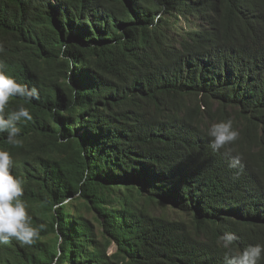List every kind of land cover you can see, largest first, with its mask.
Returning a JSON list of instances; mask_svg holds the SVG:
<instances>
[{"label": "trees", "instance_id": "trees-1", "mask_svg": "<svg viewBox=\"0 0 264 264\" xmlns=\"http://www.w3.org/2000/svg\"><path fill=\"white\" fill-rule=\"evenodd\" d=\"M0 46L40 93L10 100L32 119L0 149L46 225L0 264H224L225 232L264 245V0H0ZM227 119L239 138L213 151Z\"/></svg>", "mask_w": 264, "mask_h": 264}, {"label": "clouds", "instance_id": "clouds-1", "mask_svg": "<svg viewBox=\"0 0 264 264\" xmlns=\"http://www.w3.org/2000/svg\"><path fill=\"white\" fill-rule=\"evenodd\" d=\"M14 97L32 101L38 100L40 93L36 87L30 89L26 84L18 83L13 76L7 74L3 62L0 61V133H7V140L10 144H20L19 122L31 120L32 115L24 105H20L16 110L5 115V109ZM207 135L211 138L210 147L213 151H220L238 140L240 134L233 127L232 120L227 119L212 124L207 130ZM239 163L240 158L233 157L229 166L234 168ZM14 167L15 160L12 154L0 149V244L6 245L15 239L22 245L31 246L39 239L46 225L33 224L32 216L28 211L29 205L22 199L25 191L23 181L13 174ZM53 211H55V206ZM237 240L238 237L233 232H225L220 237L221 246L226 250L224 264H259L264 255V245H249L243 250H236L234 246ZM58 255L59 253L53 259L52 264H58Z\"/></svg>", "mask_w": 264, "mask_h": 264}, {"label": "rangeland", "instance_id": "rangeland-1", "mask_svg": "<svg viewBox=\"0 0 264 264\" xmlns=\"http://www.w3.org/2000/svg\"><path fill=\"white\" fill-rule=\"evenodd\" d=\"M110 251H112V249H110Z\"/></svg>", "mask_w": 264, "mask_h": 264}]
</instances>
